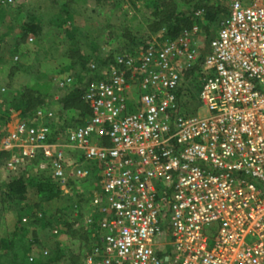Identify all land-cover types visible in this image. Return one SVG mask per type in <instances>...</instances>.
Listing matches in <instances>:
<instances>
[{"label": "built area", "instance_id": "1", "mask_svg": "<svg viewBox=\"0 0 264 264\" xmlns=\"http://www.w3.org/2000/svg\"><path fill=\"white\" fill-rule=\"evenodd\" d=\"M165 34L87 83L79 125L58 130L49 99L31 116L10 108L0 152L84 195L82 264H264V0H228L202 58L197 25Z\"/></svg>", "mask_w": 264, "mask_h": 264}, {"label": "rangeland", "instance_id": "2", "mask_svg": "<svg viewBox=\"0 0 264 264\" xmlns=\"http://www.w3.org/2000/svg\"><path fill=\"white\" fill-rule=\"evenodd\" d=\"M1 1L5 10L0 18V41H2L0 49V86L5 87L7 92V98H5V96H0L1 130H4L7 127L10 129L12 127V121L16 118V116L12 117L10 113L8 115L4 111L5 108L10 107L11 104L18 106L13 109L17 116H21L19 111L21 109L26 108L31 111V105L35 104V100L34 96H32L30 92L34 89H38L47 95L52 94V96H49L51 97V100L48 101L52 105L54 111L56 112V116L59 119H69L70 115H76L78 108H80L77 106V103L75 106L73 105L68 107L69 110H67V108H65L66 110L61 108L62 105L59 104L58 99L63 91L55 86V79L79 71L81 67L80 62H78L74 68H70V62L75 60L78 55L83 57L91 55L92 60H97L98 53L104 56L115 49L126 47L128 45L127 40L130 35H133L141 29L147 27L149 24V15L153 11L152 8L144 9L141 6H138L140 4L138 3V7L125 12L123 10L124 7L122 8V2H120V0H114L117 2L115 4H113L111 0L107 3L103 2L102 4H96L93 0H78V4L88 5V7H92V9L97 12L89 13L88 10H81V12L79 11V13L75 15L73 14L72 17H66V15H62L59 12V5L64 0ZM41 13H43V15ZM31 14H33L34 17L38 16V18L42 15V31L40 39L37 41L35 40L34 35L29 34L25 40H20V26L22 25L24 19H28ZM56 16H64L69 19H67L65 23H62L61 26H57L55 21V23L50 21ZM107 23L113 24L114 26L116 25L117 28H110L111 30L109 31L104 28ZM69 25H71L72 28L69 27ZM77 26H81L87 33L89 31V33L92 32V38L81 39L78 41L79 50L75 53H67L66 50L69 46V36L67 33L71 35L75 33V27ZM66 29H68V32H66ZM94 36H97L98 39ZM29 37L31 39H29ZM150 39L152 41L153 38ZM148 42H150L149 39L147 41H142L141 43H143L144 46ZM138 48L139 46H135L134 50ZM14 55L18 56L17 60H14ZM83 57L81 59H83ZM91 63L94 62L91 61ZM92 69L91 73L88 70H83L84 72L80 70L82 71L81 74L83 73L85 80L88 76L91 77V75H93L92 73L95 68L92 67ZM196 80L199 81L198 78ZM82 81H84V79H82ZM197 92L198 89L195 93L197 94ZM193 93L194 91L192 87L191 94ZM29 94V97H32L29 102L30 106L24 107L22 104V95L25 96L26 100V97ZM54 96H57L58 99L55 100ZM193 97L195 98L194 94ZM194 98L193 100L195 101ZM194 104L195 106L197 105L196 102ZM58 112H60L61 117L58 116ZM199 112L202 113L203 109H200ZM7 157H3V159L1 158L2 161L0 162V203H3L4 199L2 196L3 194H1L2 186L10 176V170L7 168L5 162ZM21 168L29 174L28 165L23 164L20 169ZM70 200H73L72 195L57 198L50 201L48 204H41L42 208L40 210L45 209L54 213H52V218L55 221L54 223L57 231L62 228L65 229V231L60 232L56 237L54 236L56 233H49L50 231L48 226L41 225L39 222H35L34 225H31L28 228L29 231L27 232V237L30 239L35 238L37 240V242L32 246V251L36 252V255H46L49 249H54L56 244H59L60 250L64 251L65 254L69 251L76 257L79 253L78 250L84 248L83 240L85 239L84 236H86V234L84 232L85 229L82 222L79 221L74 223L67 221V216L62 217L61 214L62 209L69 211L67 207L70 204ZM27 201L29 203L36 202L34 189L32 187L28 188ZM2 207H5L4 203L0 204V209H2ZM16 207L17 206L15 204H11L9 205V210L5 209L2 215H0V235L5 236L11 229H13L15 225ZM38 208L40 207L35 206L34 211L39 212ZM59 217L62 218L59 219ZM65 223H67V225ZM30 255H32V253ZM68 262V257H62L61 260L52 261V264L80 263L78 259H76L73 263L71 261L69 263Z\"/></svg>", "mask_w": 264, "mask_h": 264}, {"label": "trees", "instance_id": "3", "mask_svg": "<svg viewBox=\"0 0 264 264\" xmlns=\"http://www.w3.org/2000/svg\"><path fill=\"white\" fill-rule=\"evenodd\" d=\"M93 1H95L96 4H102L103 2L107 3L109 0ZM1 2L2 1L0 0V18L2 17L3 11L5 10ZM77 2L78 0L62 1L59 5L60 14L66 15V17H72L73 14L75 15L79 13V11L81 12V10H88L89 13L97 12L94 11L92 7H88V5L84 4H78ZM111 2L113 4L117 3L114 0H111ZM120 2H122L121 5L122 8L124 7L123 10L125 12H127V10H133L138 6H141L144 9L152 8L153 11L150 13L148 18L149 24L146 28L141 29L133 35H130L129 39L127 40L128 45L124 48L115 49L105 54L104 56H102V54L100 53H96L97 60H92L91 55H87L85 57L78 55L75 60H72L70 62L71 69L74 68L76 64H78V62H80L81 64L79 71L70 74L74 81L73 84L65 89H60L57 87L56 83L54 84L58 89L63 91V93L58 99L59 104L62 105L61 108H67V110H69L68 107L73 105L75 106L76 103L77 106L80 108H78L76 115H70L69 119L63 118L62 123L58 125V130H63L65 127L79 125L82 122L83 118L89 115V110L82 99L85 86L90 81L96 80L98 79V77H100L101 70L114 61V55L116 53L131 52L134 50L135 46H143V43H141L142 41H147L148 39L151 41L150 38H152L153 35L162 28L165 30L166 33L165 38L172 40L178 34H180L184 28H189L192 25H197V38L202 43L203 47L202 53L200 55V57L202 58L207 52L208 42L213 37L214 32L217 29L219 20L228 11V0H120ZM138 3L140 4L137 6ZM197 9L202 10V15L200 18H196L194 16V12ZM41 14L43 15V13ZM42 15H40V17L38 18V16L34 17V15L31 14L29 15L30 17L28 19H24L22 25L20 26V40H25L29 34H32L34 35L35 40L39 41L42 31ZM67 19L69 18H65L64 16H56L53 17V19L50 21H52L53 23L56 22L55 24H57V26H61L62 23H65ZM69 27H71V25H69ZM115 27L117 28L116 25L114 26L113 24L107 23L105 24L104 28L110 31V28L115 29ZM75 30L76 32L72 35L67 33L69 36V46L66 50L67 53L77 52L79 50L78 41H80L81 39L92 38V32H85L81 26L75 27ZM66 32H68V29H66ZM97 36L94 37L97 38ZM29 39L31 38L29 37ZM1 42L2 41H0V49ZM148 43H146L145 45H148ZM82 57L83 59H81ZM91 61H93L94 63H91ZM92 67L95 68L94 72L92 71L93 75H91V77L88 76L89 78L87 77L88 79L86 78L85 80V77L83 73L81 74V72L83 70H88L91 73V70H93ZM57 79L58 78H56L55 80ZM82 79H84V81H82ZM196 79L197 78L195 77H191L187 84L188 90H191L193 87L194 95H196L195 91L198 89L199 86V81H197ZM30 93L32 94V96H34L35 104L31 105V111L26 108H24L25 110H19L22 117L31 116L34 110L45 102V99L50 100L51 97L49 96H52V94L47 95L45 93H42L38 89H34ZM0 96H5V98H7V92L5 87L4 91L0 93ZM29 96L30 94L27 95L25 100V96L22 95V104L24 107L30 106L29 102L32 97ZM17 107V105L11 104V106L5 108L4 111L6 114L9 115V109H14ZM58 113V116L61 117L60 112ZM7 155L8 154L5 152H0V162L2 161L3 157H7ZM6 161L7 160H5V162ZM37 162L38 158H35L27 163H24L29 166V174L25 170H23V168L19 169V171L17 172L9 171L10 176L7 178L5 184L2 186L1 194H3L2 196L4 197L3 203L5 204V207H2V209H0V215H2L5 209L9 210V205L11 204H15L17 207L15 210V225L13 229H11L10 232H8V234L5 236L0 235V264H52V261L61 260L62 257H68V261H71L72 263L76 261V259H78L80 262L79 264H82V258L84 256L85 251L89 249V241L92 239V231L87 229L83 223L82 225L85 229L84 232L86 234V236H84L85 239L83 240L84 248L78 250L79 253L77 257L69 251L67 254H65L64 251L60 250L59 244H56L54 249H49L48 253L43 256L41 254L36 255L37 253L32 251V246L34 243L37 242V240L35 238L30 239L29 237H27V232L29 231L28 228L31 225H34L35 222H39V224L41 225L48 226L50 231L49 233L53 234L52 230L56 227L54 223L55 221L52 218V215L54 213L45 209L40 210L42 208L41 204H48L52 200L64 197L62 196L61 190L58 185L49 177L46 171H37L35 169V165L37 164ZM96 170V168L92 169V179L96 178ZM29 187H32L34 189V195L36 198V202L34 203H29L27 201V191ZM69 203L70 204L67 207L69 211H65L64 209L61 210L62 217L67 216V221L74 223L81 221L80 217L86 211L87 208L85 205L86 202L84 200V195L74 193L73 200H70ZM35 206L40 207L38 208L39 212L34 211ZM62 217H59V219ZM65 224L67 225V223ZM64 231L65 229L62 228L57 231L54 236L57 237L60 232ZM31 253L34 258L32 255H30ZM30 257H32V259H30Z\"/></svg>", "mask_w": 264, "mask_h": 264}]
</instances>
